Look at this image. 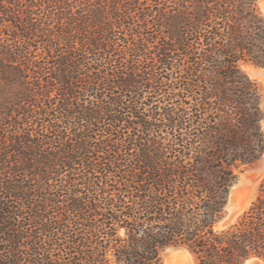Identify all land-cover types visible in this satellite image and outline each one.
Returning <instances> with one entry per match:
<instances>
[{"label": "trees", "instance_id": "1", "mask_svg": "<svg viewBox=\"0 0 264 264\" xmlns=\"http://www.w3.org/2000/svg\"><path fill=\"white\" fill-rule=\"evenodd\" d=\"M259 0H0V264L264 262Z\"/></svg>", "mask_w": 264, "mask_h": 264}, {"label": "rangeland", "instance_id": "2", "mask_svg": "<svg viewBox=\"0 0 264 264\" xmlns=\"http://www.w3.org/2000/svg\"><path fill=\"white\" fill-rule=\"evenodd\" d=\"M259 7L261 10V13L264 17V2L262 0H259ZM254 66L252 64H242V69L248 73V75L252 78L258 81L261 88V97L263 105L264 100V81L260 78L253 77L249 74L248 70L245 68V66ZM264 69V67H257ZM262 110L264 113V107L262 106ZM262 127L264 128V119L262 121ZM264 131V129H263ZM264 155V154H263ZM263 157V156H262ZM261 157V158H262ZM261 160V159H260ZM259 160V161H260ZM258 161V162H259ZM255 163L252 167L245 170L244 173L240 176L239 181L237 184L233 186L231 189V196L233 197V191L236 192L235 200L229 201V204L227 206L226 214L224 219L217 225V229L222 230L230 227L231 225L237 223L239 219L244 215V213L250 208L253 201L256 199L258 195V190L260 187V184L264 178V169L262 172L258 173L252 180L247 179L243 176V174H249L250 172H255L259 169V165ZM264 167V166H263ZM230 196V197H231ZM239 202L242 204V206L239 205ZM194 256L187 248L185 247H169L167 248L162 255L163 263L162 264H191V257ZM195 257V256H194ZM196 260V258H195ZM253 264H262V261L260 259L251 258L250 259ZM249 261V260H248ZM247 261V262H248ZM246 262V264H247ZM197 264V260H196Z\"/></svg>", "mask_w": 264, "mask_h": 264}, {"label": "bare ground", "instance_id": "3", "mask_svg": "<svg viewBox=\"0 0 264 264\" xmlns=\"http://www.w3.org/2000/svg\"><path fill=\"white\" fill-rule=\"evenodd\" d=\"M264 2V0H262ZM245 68L248 70L249 74L253 77H257L260 78L261 80L264 81V69L261 68H257L254 66H245ZM264 169V167H259V169L257 171L250 172L249 174H243L244 177H246L247 179H253L258 173L262 172V170ZM232 194V193H231ZM235 196H236V192L233 191V197L231 196V201L235 200ZM239 205L242 206V204L239 202Z\"/></svg>", "mask_w": 264, "mask_h": 264}, {"label": "water", "instance_id": "4", "mask_svg": "<svg viewBox=\"0 0 264 264\" xmlns=\"http://www.w3.org/2000/svg\"><path fill=\"white\" fill-rule=\"evenodd\" d=\"M263 107H264V100H263V105H262ZM264 129V128H263ZM257 165H259V167H263L264 166V155H263V157L261 158V160L258 162V164Z\"/></svg>", "mask_w": 264, "mask_h": 264}, {"label": "clouds", "instance_id": "5", "mask_svg": "<svg viewBox=\"0 0 264 264\" xmlns=\"http://www.w3.org/2000/svg\"><path fill=\"white\" fill-rule=\"evenodd\" d=\"M191 264H196V260L194 256L191 257Z\"/></svg>", "mask_w": 264, "mask_h": 264}, {"label": "snow or ice", "instance_id": "6", "mask_svg": "<svg viewBox=\"0 0 264 264\" xmlns=\"http://www.w3.org/2000/svg\"><path fill=\"white\" fill-rule=\"evenodd\" d=\"M247 264H253V262H252L251 260H249V261L247 262ZM262 264H264V262H262Z\"/></svg>", "mask_w": 264, "mask_h": 264}]
</instances>
